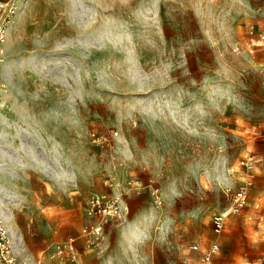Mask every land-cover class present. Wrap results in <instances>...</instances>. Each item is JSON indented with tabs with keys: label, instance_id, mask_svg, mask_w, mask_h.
I'll use <instances>...</instances> for the list:
<instances>
[{
	"label": "rangeland",
	"instance_id": "rangeland-1",
	"mask_svg": "<svg viewBox=\"0 0 264 264\" xmlns=\"http://www.w3.org/2000/svg\"><path fill=\"white\" fill-rule=\"evenodd\" d=\"M11 22L0 204L22 259L70 264L47 253L110 181L122 217L78 239L80 264H201L213 241V264L264 263V0H18ZM242 161L255 176L233 215Z\"/></svg>",
	"mask_w": 264,
	"mask_h": 264
},
{
	"label": "built area",
	"instance_id": "built-area-1",
	"mask_svg": "<svg viewBox=\"0 0 264 264\" xmlns=\"http://www.w3.org/2000/svg\"><path fill=\"white\" fill-rule=\"evenodd\" d=\"M18 7V0H0V68L5 60V46L7 41V33L11 20L15 15ZM264 52V48H263ZM242 165L247 171V176L243 180L232 197L230 213L233 215L240 214L249 202V189L253 185L254 164L250 161H242ZM111 187L110 192H100L91 195L85 205V213L87 222L79 232L76 238L55 242L51 251L47 253L51 261L70 264L79 263L78 239L84 243L85 249L95 247L99 240L104 236L105 225L114 223L122 217L123 206L125 204L124 197L113 188L112 182L109 181ZM129 189L128 193L136 191L141 192L143 183L139 179H129L126 182ZM154 202L159 205L162 203L159 189L151 187ZM212 230L216 235L224 232L227 224V217L217 212L211 218ZM193 250H200L197 244L190 246ZM220 251V243L218 241L211 242L204 250L201 251V264H213L214 257ZM42 260H29L21 258L18 246L11 240L10 231L8 230L4 214L0 208V264H41ZM264 264V263H262Z\"/></svg>",
	"mask_w": 264,
	"mask_h": 264
},
{
	"label": "crops",
	"instance_id": "crops-1",
	"mask_svg": "<svg viewBox=\"0 0 264 264\" xmlns=\"http://www.w3.org/2000/svg\"><path fill=\"white\" fill-rule=\"evenodd\" d=\"M11 27H12V25L10 26V28H9V32H10V29H11ZM9 32H8V35H7V39H8V37H9ZM5 66V65H4ZM1 179H2V176H1V171H0V181H1ZM0 186H1V182H0ZM0 208H1V210H2V212H3V214H4V211H3V208L1 207V204H0ZM4 218H5V214H4ZM10 231V230H9ZM10 237H11V240L18 246V239L16 238V239H14L13 237H12V234H11V231H10ZM242 264H248V263H242Z\"/></svg>",
	"mask_w": 264,
	"mask_h": 264
},
{
	"label": "bare ground",
	"instance_id": "bare-ground-1",
	"mask_svg": "<svg viewBox=\"0 0 264 264\" xmlns=\"http://www.w3.org/2000/svg\"><path fill=\"white\" fill-rule=\"evenodd\" d=\"M11 23H12V22H11ZM10 26H11V25H10ZM9 28H10V27H9ZM8 32H9V30H8ZM7 35H8V33H7ZM6 42H7V41H6ZM3 65H5V63H3ZM3 65H2V66H3ZM6 220H7V223H8V221H9L8 218H6ZM4 221H5V218H4ZM7 227H9V229H10V228H11L10 224H8Z\"/></svg>",
	"mask_w": 264,
	"mask_h": 264
}]
</instances>
